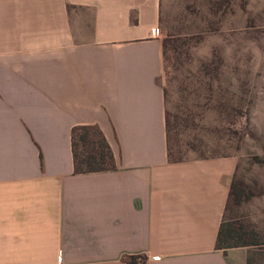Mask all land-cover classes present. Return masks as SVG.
<instances>
[{"label": "crops", "instance_id": "0c3cea01", "mask_svg": "<svg viewBox=\"0 0 264 264\" xmlns=\"http://www.w3.org/2000/svg\"><path fill=\"white\" fill-rule=\"evenodd\" d=\"M161 10L0 0V264H247L216 247L236 158H170ZM80 130L112 167L74 172Z\"/></svg>", "mask_w": 264, "mask_h": 264}, {"label": "rangeland", "instance_id": "374dc122", "mask_svg": "<svg viewBox=\"0 0 264 264\" xmlns=\"http://www.w3.org/2000/svg\"><path fill=\"white\" fill-rule=\"evenodd\" d=\"M161 9L170 158H236L224 225L246 243L247 264H264V0H161ZM74 144L96 155L90 164L113 166L96 132L80 130Z\"/></svg>", "mask_w": 264, "mask_h": 264}, {"label": "trees", "instance_id": "16d2710c", "mask_svg": "<svg viewBox=\"0 0 264 264\" xmlns=\"http://www.w3.org/2000/svg\"><path fill=\"white\" fill-rule=\"evenodd\" d=\"M163 46L165 47L164 43H163ZM82 129L88 130L86 127H83ZM74 134H76V131L73 132V134L71 135L72 146H73V152L72 153H73V160H74V169H73L74 172L75 173L86 172V171L92 172V171H98V170L105 169V167L95 166V165H92L89 163L90 160H95V158H96L95 154L89 155V153H86L83 156H80V154L78 153V150L75 148V145L73 143ZM101 140H102V143L105 146V148H107V153H106L107 156L109 158H111V151H110L106 141L102 137H101ZM88 159H89V161H88ZM233 187H234V183L232 182L231 189ZM231 233H232V230L225 228V225L223 223L222 226L220 227V230H219L216 247L217 248H224V247L228 248V247L241 246V245L246 246V243H244V241L231 242L230 241L231 236H232ZM144 258H145V256H143V255L133 254V255H130L127 258H125L123 264H145Z\"/></svg>", "mask_w": 264, "mask_h": 264}, {"label": "built area", "instance_id": "2783aa9c", "mask_svg": "<svg viewBox=\"0 0 264 264\" xmlns=\"http://www.w3.org/2000/svg\"><path fill=\"white\" fill-rule=\"evenodd\" d=\"M154 35H155V36H158V31H155V32H154Z\"/></svg>", "mask_w": 264, "mask_h": 264}]
</instances>
